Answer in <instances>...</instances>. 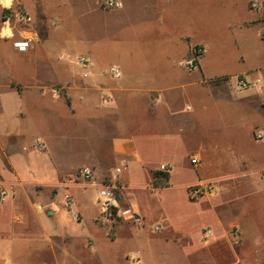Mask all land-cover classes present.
Here are the masks:
<instances>
[{"label": "crops", "instance_id": "crops-1", "mask_svg": "<svg viewBox=\"0 0 264 264\" xmlns=\"http://www.w3.org/2000/svg\"><path fill=\"white\" fill-rule=\"evenodd\" d=\"M117 1L0 0V264H129L134 253L118 245L146 230L211 250L234 230L236 261L247 241L261 255L264 0L258 9L250 0ZM24 38L31 45L20 52L13 43ZM195 46L203 55L187 69ZM79 56L90 60L86 78ZM116 167L117 214L107 220L98 187L75 175L88 168L99 185ZM193 185L213 192L190 201ZM174 203L195 236L163 212ZM151 206L163 230L150 224ZM190 210L211 223H193Z\"/></svg>", "mask_w": 264, "mask_h": 264}, {"label": "rangeland", "instance_id": "rangeland-1", "mask_svg": "<svg viewBox=\"0 0 264 264\" xmlns=\"http://www.w3.org/2000/svg\"><path fill=\"white\" fill-rule=\"evenodd\" d=\"M143 201L144 204L147 205V200L145 199ZM167 208L168 209H164L163 212L171 216L172 220H175L178 231L182 233L189 230L194 235L196 231L194 226L185 227L182 219L183 214L180 212L182 208L180 203H174L172 208ZM148 212L150 224H154L153 226L156 224V226L163 230L162 224H160L161 222H156L159 221L160 217L154 206H151ZM189 213L192 216L193 223H198V225L211 223L209 219L201 220L197 218L194 210H190ZM235 233L234 230L230 231L231 241H228L227 244L219 242L222 244L216 245L214 250H211V248L200 246L197 241H186L185 239L179 238L159 240L153 238V233L146 230L133 237L131 240H126L129 242H120L118 251L119 253L125 251L128 254H135L138 252L142 264H264V253L259 256L258 253H256V248H258V250L262 249V247H260L261 245L258 247L256 241H247L242 258L239 261L235 260V257L231 254L232 248L238 249L243 247L241 241L238 240V242L235 243L236 238L233 237ZM192 239L191 237V240Z\"/></svg>", "mask_w": 264, "mask_h": 264}, {"label": "built area", "instance_id": "built-area-1", "mask_svg": "<svg viewBox=\"0 0 264 264\" xmlns=\"http://www.w3.org/2000/svg\"><path fill=\"white\" fill-rule=\"evenodd\" d=\"M103 5L107 8L119 9L122 7V3L117 0H102ZM262 4V0H250V6L253 9H258ZM18 21L22 24H29L31 22V17L24 13L18 14ZM261 37L264 38V31L261 32ZM31 38H24L21 40H17L13 43L15 49L20 52L26 51L31 45ZM204 48L202 46H195L192 48V56L187 58L184 61V65L187 69H195L198 66V60L203 55ZM76 66L81 70L82 77H88L90 75V60L86 56H79L75 59ZM109 73L112 76H118L119 70L115 67L109 69ZM238 85L240 87H248L249 84L244 79H239ZM53 94H60L59 89H51L50 91ZM255 139L259 141H264V135L255 134ZM34 144L37 147H42V143L38 140H34ZM191 162L194 165L198 164V159L195 157L191 158ZM159 170L162 172H167L168 168L165 165H161ZM121 173V168L116 167L112 170V172L107 176V180L104 183L96 184L93 172L88 168H81L75 175L76 179L82 180L89 184L98 187V194H97V205L100 210V214L104 219L112 220L117 214V199L115 195V188L117 183V177ZM204 190L206 192H213V189L210 185H207L204 189L201 185H193L188 188V198L190 201H197L203 194ZM7 192L5 189H0V202L3 201ZM73 200L70 197H66L64 201V207L68 210L70 216L73 220L79 221V216L73 208ZM133 220L136 224L142 223V218L140 216H133ZM157 231L159 230L158 227L155 228ZM211 235V230L209 228L203 229V236L207 237ZM233 237L236 238L235 243L238 242L239 237L238 234H233ZM129 264H141V260L139 254L136 253L131 255L127 258Z\"/></svg>", "mask_w": 264, "mask_h": 264}, {"label": "trees", "instance_id": "trees-1", "mask_svg": "<svg viewBox=\"0 0 264 264\" xmlns=\"http://www.w3.org/2000/svg\"><path fill=\"white\" fill-rule=\"evenodd\" d=\"M164 179H166V175L165 176H163V178L161 179V180H163L164 181ZM161 182H159V184H160ZM155 184H157L156 182H155ZM161 184H163V183H161Z\"/></svg>", "mask_w": 264, "mask_h": 264}]
</instances>
